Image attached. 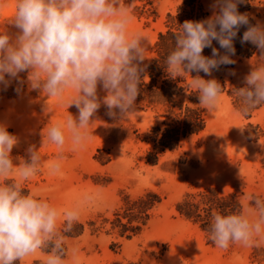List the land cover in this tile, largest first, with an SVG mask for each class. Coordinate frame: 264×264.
<instances>
[{"label":"rangeland","instance_id":"obj_1","mask_svg":"<svg viewBox=\"0 0 264 264\" xmlns=\"http://www.w3.org/2000/svg\"><path fill=\"white\" fill-rule=\"evenodd\" d=\"M149 1L154 9L150 17L143 13L141 0L130 6L122 0L131 17L129 33L146 37L145 61L155 55L159 34L168 30V16L182 5V0ZM2 2L0 33L14 32L11 18L16 0ZM213 2L201 0V20L213 14ZM249 14L264 25V0L253 2ZM203 55L211 56V48H205ZM259 55L257 51L251 58H235L234 64L204 75L224 87L219 107L213 113L198 105L205 129L182 138L177 150H155L153 131L166 127L164 110L138 99L135 111L122 119L109 117L101 105L87 130L90 139L75 151L65 129L62 175H50L45 166L23 182L26 193L47 200L61 213L57 221L61 230L62 213L79 205V222L71 232L62 233L67 252L64 264H264V239L257 238L258 247L232 244L227 250L220 249L199 224L177 210L189 197L210 189L220 196L235 195L242 211L252 207L249 197L264 200V105L245 118L238 111L240 100L232 93V88L244 86V77L253 66H264ZM20 75L26 79V73ZM16 86L13 81L6 91L0 90V122L7 123L8 130L21 139L13 157L24 156L30 143L39 146L41 134L52 125L66 124L69 113L78 115L75 106L67 107L76 95L73 89L66 90L63 98L46 97L25 84L23 95L18 96ZM98 94L102 98L105 92L98 88ZM189 94L177 97V105L182 106L177 114L190 106ZM59 151L49 142L39 146L45 165ZM13 180H19L15 173L7 178ZM86 195L93 199L86 202ZM38 260H45L39 250L16 264Z\"/></svg>","mask_w":264,"mask_h":264},{"label":"clouds","instance_id":"obj_2","mask_svg":"<svg viewBox=\"0 0 264 264\" xmlns=\"http://www.w3.org/2000/svg\"><path fill=\"white\" fill-rule=\"evenodd\" d=\"M243 2L214 0L209 18L184 21L174 33V47L165 59L171 78L197 73L191 75L189 87L196 90L199 104L209 112L218 109L224 87L199 73L211 76L221 65L235 63L233 41L242 26L246 30L241 44L255 45L264 58V25L251 24L249 14L238 11ZM15 7L11 18L15 31L0 33V90L6 91L16 81L18 96L27 84L30 91L63 98L66 90L73 89L76 95L67 107L75 106L78 115L69 113L66 124L52 125L41 134L40 145L49 142L60 149L47 165L36 144L30 143L24 156L13 157L21 139L8 130L7 123L0 122V264H16L38 250L45 253L44 264H64L67 252L62 233L71 232L79 222V205L62 213L61 230L57 225L61 213L47 200L26 193L23 182L45 166L50 175H62L65 129L73 151L83 147L101 105L112 118H126L135 111L147 40L140 33H129L131 17L122 0H16ZM213 41L224 54L213 47ZM205 48H211V56L203 55ZM21 73H26V79ZM98 88L105 92L102 98ZM232 93L240 100L238 111L245 118L264 105V66H253L244 77V86L232 88ZM14 173L19 180L8 182ZM92 199L84 197L86 202ZM249 201L252 207L244 211L212 214L207 232L217 248L227 250L232 244L258 247L257 238L264 239V200L252 196Z\"/></svg>","mask_w":264,"mask_h":264},{"label":"trees","instance_id":"obj_3","mask_svg":"<svg viewBox=\"0 0 264 264\" xmlns=\"http://www.w3.org/2000/svg\"><path fill=\"white\" fill-rule=\"evenodd\" d=\"M134 1L126 0V4L130 6ZM141 1L144 2L143 13L149 17L154 15L151 1ZM255 1L244 0L243 3L238 4V11L249 14L251 5ZM202 17L201 0H182V5L178 8L177 13L168 16V30L159 34L154 48L155 55L151 60L143 62L146 67L140 86L141 91L137 99L141 104L145 103L148 107H162L164 110L163 116L166 118L164 130L162 131L160 127L153 131L155 136L152 137V142L157 152H164L166 149L170 151L177 150L180 147L182 138L199 134L205 129L203 111L198 107L200 105L198 93L189 87L192 80L191 75L194 77L197 73L193 72L191 75L185 73L183 78H171L165 67V59L174 47V33L178 31L179 25H182L186 20L199 21ZM249 22L253 25L257 23L250 14ZM245 30L246 26H242L233 41L236 52L232 59L251 58L258 51L257 47L250 42L241 44V38ZM213 45V47L219 49L221 54H224V49H220L216 41H213ZM199 75L203 78L205 74L201 72ZM186 92H190L188 96L190 106L183 107V112L177 114L176 109L180 108L182 110V106L180 107L176 103L177 97ZM177 210L181 216L199 224L202 231L206 233L207 238V230L214 212L233 213L242 211L235 195L220 196L216 189H210L189 197L188 200L178 206ZM33 264H44V262L38 260Z\"/></svg>","mask_w":264,"mask_h":264}]
</instances>
